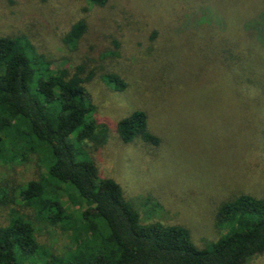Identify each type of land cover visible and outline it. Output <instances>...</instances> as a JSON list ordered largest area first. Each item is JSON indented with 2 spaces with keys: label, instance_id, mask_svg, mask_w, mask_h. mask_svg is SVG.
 <instances>
[{
  "label": "rangeland",
  "instance_id": "obj_1",
  "mask_svg": "<svg viewBox=\"0 0 264 264\" xmlns=\"http://www.w3.org/2000/svg\"><path fill=\"white\" fill-rule=\"evenodd\" d=\"M77 18L89 32L69 49L62 36ZM0 34L27 36L67 75L80 62L94 70L86 86L108 132L98 147L82 144L142 222L184 225L201 247L225 230L215 219L222 201L264 196V0H0ZM106 72L125 88L104 82ZM134 109L147 112L158 144L120 140L114 122ZM32 177L45 181L34 155L0 162V181ZM77 201L69 190L70 212ZM13 209L0 206L1 225ZM37 236L58 251L70 244L59 226ZM242 264H264V253Z\"/></svg>",
  "mask_w": 264,
  "mask_h": 264
},
{
  "label": "trees",
  "instance_id": "obj_2",
  "mask_svg": "<svg viewBox=\"0 0 264 264\" xmlns=\"http://www.w3.org/2000/svg\"><path fill=\"white\" fill-rule=\"evenodd\" d=\"M87 2L102 6L107 0ZM88 32L87 21L77 18L62 41L75 49ZM73 69L64 73L25 35L0 34V162L34 155L45 169L44 182L0 181V206H15L0 224V264H242L264 253V196L240 192L222 201L215 219L225 230L201 247L184 225L142 222L120 184L99 170L82 144L102 145L108 124L93 117L86 82L94 70L86 71V62ZM101 78L115 91L125 88L116 73ZM147 120L143 109L120 117L114 122L120 140L158 144ZM69 190L80 202L71 212ZM55 226L70 238L63 251L38 240L39 231Z\"/></svg>",
  "mask_w": 264,
  "mask_h": 264
}]
</instances>
